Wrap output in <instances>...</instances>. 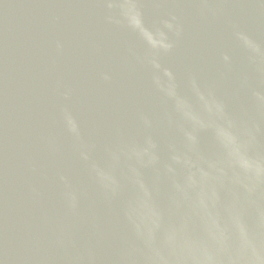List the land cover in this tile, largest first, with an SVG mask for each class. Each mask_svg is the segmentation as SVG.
Wrapping results in <instances>:
<instances>
[{
  "label": "water",
  "instance_id": "95a60500",
  "mask_svg": "<svg viewBox=\"0 0 264 264\" xmlns=\"http://www.w3.org/2000/svg\"><path fill=\"white\" fill-rule=\"evenodd\" d=\"M0 264H264V0H0Z\"/></svg>",
  "mask_w": 264,
  "mask_h": 264
}]
</instances>
